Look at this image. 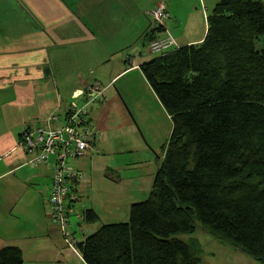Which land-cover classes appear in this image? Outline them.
Segmentation results:
<instances>
[{"label":"trees","instance_id":"1","mask_svg":"<svg viewBox=\"0 0 264 264\" xmlns=\"http://www.w3.org/2000/svg\"><path fill=\"white\" fill-rule=\"evenodd\" d=\"M161 29L145 33L146 45ZM140 69L172 133L148 198L131 204L127 222L102 225L76 243L83 261L198 264L181 239L197 223L264 260V0H217L201 44ZM83 215L98 220L92 209Z\"/></svg>","mask_w":264,"mask_h":264},{"label":"crops","instance_id":"2","mask_svg":"<svg viewBox=\"0 0 264 264\" xmlns=\"http://www.w3.org/2000/svg\"><path fill=\"white\" fill-rule=\"evenodd\" d=\"M185 1L0 0V264L15 257L22 264H85L77 248L65 247L58 226L48 217L53 159L33 167L31 156L19 145L20 136L28 129L62 126L71 105H86L89 82L99 86L103 99L89 106L90 119L101 134L110 132L115 125L112 119L104 120L103 103L119 100L118 92L127 91L126 85L115 88L117 79L135 71L143 76L141 65L156 58L138 45L142 39L140 45L147 48L143 38L154 27L147 15L150 9L161 3L170 16L159 37L169 34L178 47L199 45L204 39L209 14L203 16L202 27L184 28L182 10L175 6ZM95 103L99 107L93 112ZM51 117L57 120L49 122ZM124 122L131 124L126 118ZM100 144L102 139L70 163L79 175L72 216L76 243L102 225L127 222L131 204L149 196L158 169L159 157L153 158L151 150L136 140L127 145L129 163L122 166L130 174L121 178L114 166L104 170L115 176L105 177L116 185L136 184L128 196L110 201L108 211L96 208L93 202L99 195L84 183L82 168L84 158L91 160ZM87 209L97 214V222H85ZM117 217L122 220H113Z\"/></svg>","mask_w":264,"mask_h":264},{"label":"rangeland","instance_id":"3","mask_svg":"<svg viewBox=\"0 0 264 264\" xmlns=\"http://www.w3.org/2000/svg\"><path fill=\"white\" fill-rule=\"evenodd\" d=\"M216 3L217 0H186L182 7L179 5L175 7L181 8L182 19L180 17V20L184 24V28L187 27V29H189L191 26L197 24H199L198 27H202L203 16L206 13L210 14ZM152 9H150L148 13ZM141 41L138 44L139 47L142 50L147 49L145 46L140 45ZM152 57H156V55L152 54ZM91 69L94 68L91 67ZM89 70L90 69H87L85 72H87L88 76H91ZM57 76L63 78L62 73H59ZM86 85L91 88H93V86L96 88L99 87L90 82ZM122 85H126L127 91L125 93L121 91L118 92L121 99L114 100V102L110 103L105 101L103 103L105 107H102L104 120L109 122L108 120L112 119V123L115 126H111L110 132L104 131L102 133V144H100V149L98 148L99 151L91 157V160H89V158H84V166L82 168L84 183L92 186V189L96 191L100 198L93 202L94 206L96 208H102L104 211H108V204L110 201L128 196L132 192L133 186L136 184H127L126 182L121 183V185H116L109 180L112 179V176H115V173L104 169L106 167L115 166L116 169L120 168L119 172H121V178H124V175L128 176L130 173L126 172L122 165L129 163V154L126 153L128 150L127 145L131 146L130 144H135V140L141 144V146L144 145L148 150H151L154 154L153 158L156 156L159 157L157 161L159 167L173 129L170 117L162 110L157 100H154V94L149 89L139 71L127 74L124 77H119L115 84V88H119ZM101 101H103V99H98L96 102L99 103ZM97 103L93 105V112L99 107ZM125 118L131 121V124H125ZM113 139H116V141L113 142ZM90 164H92V166H90ZM146 172H148V170H146ZM147 198L148 196L143 199V201ZM75 217L76 216L72 218V221L75 220ZM113 220L122 219L117 217ZM73 224L74 222H72V225ZM181 239L189 241L191 250L198 260V264H264V260L256 259L242 249L224 244L215 239L199 223H197L196 230L192 235L182 236ZM263 253L264 252L261 251L258 255H264Z\"/></svg>","mask_w":264,"mask_h":264},{"label":"built area","instance_id":"4","mask_svg":"<svg viewBox=\"0 0 264 264\" xmlns=\"http://www.w3.org/2000/svg\"><path fill=\"white\" fill-rule=\"evenodd\" d=\"M148 16L154 26H162L163 22L170 18L161 3L157 4ZM177 48L178 45L169 34L151 40L147 45V50L156 57H162ZM85 95L86 105L82 108L71 105L62 126L25 130L19 142L26 154L31 156L33 167L41 166L49 158L53 159L54 167L47 198L48 217L58 226L65 247L72 251L76 249L72 216L78 199L75 183L79 175L70 163L87 155L102 135L89 116V106L100 99L101 91L94 86H88ZM56 120L57 117H51L49 122Z\"/></svg>","mask_w":264,"mask_h":264}]
</instances>
